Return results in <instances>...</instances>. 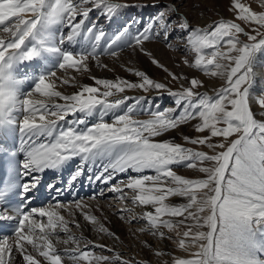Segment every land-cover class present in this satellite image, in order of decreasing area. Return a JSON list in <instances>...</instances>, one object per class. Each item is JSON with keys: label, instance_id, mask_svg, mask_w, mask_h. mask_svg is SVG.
Returning <instances> with one entry per match:
<instances>
[{"label": "snow or ice", "instance_id": "6c2138e0", "mask_svg": "<svg viewBox=\"0 0 264 264\" xmlns=\"http://www.w3.org/2000/svg\"><path fill=\"white\" fill-rule=\"evenodd\" d=\"M89 3L94 8L102 9L109 17L128 6L116 0H80L79 3L74 0H0V33L6 34L0 35V133L18 129L19 150L24 153L18 168L22 170V176L31 177L19 187L22 203L11 209L14 215H7L8 209L0 210V221H16L15 249L19 251L24 264H41L33 254L28 253L26 245H31L48 264L62 262V256L49 239L57 228L68 231L64 217L56 210L61 205L57 203L56 208L49 209L33 207L28 211L25 203L30 200L28 194L38 186L36 173L58 168L74 156H80L83 163L100 160L102 172L96 179H102L104 183L113 180L115 174L129 170L133 173H143L145 170L155 172L151 176L130 175L127 181H121L111 190L121 193V199L126 195L124 188L133 190V204L138 202L152 206L153 211L132 218L147 221V228L138 229L140 232L150 230L155 235L162 226L171 229L172 223L167 219L162 220V216L182 217L179 224L189 220L193 222L183 232V237L188 238L187 242L180 239L179 247L186 251L191 247L196 251L191 253V258L174 259L173 264H264L258 259V254L264 253V243L258 240V236L264 235V95L256 100L251 92L252 66L256 54L264 52V11H253L240 0H231L230 11H234L236 20L244 21L251 31H246L240 23L224 19L200 28L193 27L183 13L173 23L168 14L177 13L179 9L170 4L166 12L159 13V31L153 33L152 29L156 27L153 24L131 34L128 25L108 42L104 49L106 54L116 57L119 42L125 41L134 52L138 50L152 64L167 72L173 81H186L188 86L181 84L179 90L174 91L168 84L157 82L146 72L137 70L134 75L139 78V83L120 78L113 81L93 77L96 86L81 85L79 92L63 95L55 90L56 80L59 79L62 84L70 81L57 77L55 70L45 68L33 77L27 94L21 93V81L13 76L14 66L21 62H30L50 54L58 58L59 69L80 71L83 68L87 71L88 59H97V44L105 35L103 31L95 36L91 51L73 52L60 46L65 40L74 41L80 34L84 18L91 11L85 6ZM261 7L264 8V0H261ZM25 14L30 15L25 18ZM77 16L82 19L77 21ZM65 22L71 30L57 44L49 29L52 25ZM174 27L187 33L190 51L196 54L194 62L190 63L184 58L185 64L205 71L208 70L207 66L214 65L217 71H212L211 75L224 76L220 69L225 65L218 60L229 62L226 83L215 96L209 97L199 92L198 88L202 86L199 79L189 80L186 76L171 72L145 47L146 42L154 37L159 38L161 33L167 42L169 29ZM93 30L90 27L88 32L92 33ZM241 35L247 41L241 39ZM221 42L226 51L219 50ZM204 49L213 51L205 55ZM134 88L145 92L167 90L169 95L175 97L176 107L153 111L152 118L147 120L134 119L133 108L129 107L127 112L115 115L113 123L104 122L105 115L130 99L124 97L110 102L107 98L114 95L112 90L123 93L126 89ZM36 94L49 100L58 97L64 103L33 99ZM254 102L258 103V108L253 107ZM97 107L101 112L100 122L82 130L72 125L86 124L84 119L67 121L69 126L66 129L59 127V122L64 121L68 114L79 112L87 116ZM178 110L179 114L173 115ZM193 120L198 121L194 125L195 131L202 135L196 138L184 136V140L192 145H206L211 154L171 141L154 142L151 139ZM213 137L223 139L214 143ZM41 138L47 142L40 143ZM16 154L12 152L11 156L15 157ZM185 162L188 168L197 167L196 162H199V172L205 174L204 178L187 179L172 170L171 165ZM205 163L208 166H203ZM12 167L16 168L15 162ZM82 171V168L77 170L72 179L75 180ZM54 187L49 185L50 190ZM6 194L7 189L0 190V208ZM170 196L184 197L187 202L171 205L166 203ZM37 215L47 217V223L37 220ZM84 215L87 220H96L87 213ZM101 230H104L102 226ZM159 235L165 234L159 232ZM68 240L79 244L73 236H69ZM12 251V246L0 245V264H6L4 254L7 252L11 255ZM63 252L74 264L89 260V252L80 251L78 247L65 248ZM95 259L109 261L111 258L104 256ZM121 264L128 262L122 261Z\"/></svg>", "mask_w": 264, "mask_h": 264}, {"label": "bare ground", "instance_id": "6f19581e", "mask_svg": "<svg viewBox=\"0 0 264 264\" xmlns=\"http://www.w3.org/2000/svg\"><path fill=\"white\" fill-rule=\"evenodd\" d=\"M132 1L133 2H130L129 0H116V2L128 6L117 11L113 18L103 14L101 9L94 8L91 3L85 5L90 8L91 11L89 12L88 17L84 18V24L81 26L80 34L75 37L74 41L65 40L64 44L60 46L65 50L73 52H80L82 50L91 51L92 44L95 42V36L100 31H103L105 35L97 44V59H88L87 71H84L83 68H81L80 71L74 69H67V71H65L59 69L57 67L58 58L50 54H45L43 58H37L30 62H21L13 68V76L17 80H27L24 85L23 83L19 85L21 93L25 95L27 94V91L32 85L30 82H33V77L45 68L55 70L57 77L68 79L70 81L68 84H62L59 79L56 80L57 86L55 90L60 91L63 95H72L79 92L81 90V85L96 86L93 77L113 81L120 78L139 83V78L134 75V72L137 70L146 72L150 78L157 82L168 84L169 88L172 90L180 89L181 84L188 86L184 80L173 81L171 77L168 76L167 72L152 64L150 59L141 54L138 50L134 52L125 41L119 42L117 49L118 55L116 57L104 52V49L108 46V42L125 26L130 25L129 32L131 34H136L138 31L147 28L149 22H154L156 27L152 29L153 33L159 31V13L166 12L167 6L170 4L177 6L179 9V12L177 13L168 14L171 16L173 23L176 21L177 16L183 13L187 15L193 27L205 28L217 20L216 16H214L215 7L209 5L215 4L224 14L222 19L240 23L242 27H245L246 31H249L250 28L244 21L236 20L235 17H232L231 19L226 18V15L230 14L229 7L225 5L227 0H155V4H152V1L148 2L141 0L140 3H135L136 0ZM74 2L79 3L80 0H74ZM135 5H138V8H135ZM209 15L211 20L207 19ZM80 19H82V17L77 16V21ZM90 27L94 29L92 33L88 32ZM70 30L67 22L52 25L49 29L57 44H59L60 38L62 36L66 37ZM0 35L6 34L0 33ZM245 38L246 37H244L243 40L246 41ZM188 46L187 33H184L178 27L169 29V39L167 42L164 39L163 33H161L159 38L154 37L152 40L145 43V47L153 52L171 72L178 76H186L189 80L197 78L201 82L206 83L203 88H198L199 92L203 93L208 87H210L209 89L213 92L217 91L218 87L223 85L225 78H220V75L212 76L211 74L206 73L198 74L196 68H192L188 64H185L184 58H187L190 63L195 60V56ZM263 63L264 52H258L252 66L254 76L251 92L253 97L258 95L260 92L259 90L264 86V83L261 80ZM103 65H106V67ZM101 90L103 91V89ZM130 90L131 91L117 93L115 92V89H113L112 91L114 92V95L109 96L107 99L109 101H115L117 99L132 96L127 100L130 101L131 98L134 100L135 98L137 99V96L145 98L161 94L159 99L170 104V108H174L171 107L172 102H170V96L165 90L158 91L152 89L147 92L142 91L139 88ZM36 95L48 103L55 102L61 104L63 102V100L58 97L49 100L46 97H41L39 94ZM22 97L23 95H21V98ZM253 107L258 108V105L254 102ZM148 113H151L150 108L144 109L143 107H136L133 109L132 115L133 117H136L137 115L144 116ZM258 113L259 112H257V115H259ZM67 116L69 121H76L79 119H84L86 121V124L72 125L79 130L91 126L93 122L98 123L101 120V116L92 118L91 114L85 116V114L79 112ZM110 116L111 114L107 117H103V121L112 123L111 121L113 117ZM68 126L69 125L66 124L62 126L59 123L60 128L66 129ZM187 130L190 132L189 126L187 127ZM175 134L177 135L178 132ZM180 135L182 134L180 133ZM168 137H170V134L166 135L164 138L167 139ZM39 142L45 143L47 141L44 138H41ZM0 148H10V150L17 153L16 155L20 161H23L24 153L19 150L20 134L18 129L15 132H12V134L7 131L0 133ZM191 149H193V147H191ZM75 163L76 165H74ZM104 163H106V161H104ZM81 168L83 169L82 174L73 180V176H75L77 170ZM45 172L47 174H44ZM101 172L102 162L100 160H97L95 163H83L80 156H74L58 168L46 169L42 173L35 174L39 179L42 176H45L47 179L49 178L51 182L50 185L55 186L50 199L42 207L45 209L56 208L57 203H59L61 207L56 210L64 217L67 223V232L57 228L55 234L49 237L53 246L57 249V252L62 256L61 264H74L73 261L68 259L67 255L64 254L63 249L77 247L80 251L89 252V260L87 261H89L90 264H121L122 261H127L128 264H158L156 260L162 262L160 260L164 257L159 258L158 256H155L157 253L168 252L173 255L176 252V246L178 244L175 241H177L178 238H174L175 240L171 241L162 238L163 236L158 238L157 234L146 235L144 232L138 231V229L147 228V221L145 219H132L133 217H142L144 212L153 211L152 206L147 205L144 207L141 205L143 208H140L138 202L135 206L132 201V196L134 195L133 190L124 188V193L126 195L123 199L120 198L121 193L111 190L114 185L118 184L119 180L120 182L127 181V176H151L155 175V172L152 170H145L143 173H133L129 170V172L126 173H117L114 178L115 182L109 187L108 183H104L102 179H96ZM24 178L25 182L31 180V177L24 176ZM69 185L73 188L67 192L64 187ZM63 196L65 197V204L62 203L64 200ZM183 199L184 197L180 196L174 197V200L177 201H183ZM78 200L80 201L76 202ZM128 209L131 211H128ZM30 210L31 208L29 211ZM85 213L89 216L96 217V220L90 221L85 219ZM121 217L124 218L122 219ZM169 217L170 216H168V218ZM171 217L172 218L170 219L174 221L176 220L177 222L182 219V217ZM35 218L39 220L40 217L37 215ZM39 221L47 223V217H44ZM191 223L193 222L189 220L186 221L185 224H181V226ZM101 226L104 230H101ZM200 230L203 231L206 229ZM38 231L39 230H37V232ZM148 231L150 230H146L145 232ZM149 233H152V231ZM69 236L75 237L79 241V244L72 240H68ZM93 239H95V241ZM178 240H180V238ZM258 240L261 243H264V235L258 236ZM65 241H67V243H65ZM9 243L10 246H12L13 251L11 255L7 252L4 254L3 258L6 264H24L22 256L19 251L15 249V236L1 242L0 245L7 246ZM131 245H133V247ZM26 247L28 253L33 254L39 261H41V264H48L43 257L39 256L38 252H35L32 249L31 245H26ZM184 252L185 251L183 250L182 253ZM258 255L260 260L264 261V253H259ZM104 256L110 257L111 259L109 261H98L95 259V257ZM117 256L120 257L119 260L116 259ZM113 259H116L115 263L111 262ZM164 261H167V259H164Z\"/></svg>", "mask_w": 264, "mask_h": 264}, {"label": "rangeland", "instance_id": "374dc122", "mask_svg": "<svg viewBox=\"0 0 264 264\" xmlns=\"http://www.w3.org/2000/svg\"><path fill=\"white\" fill-rule=\"evenodd\" d=\"M130 2H133L132 0H129ZM140 1L141 0H136L135 1V3H140ZM142 1H152V4H155L156 2H155V0H142ZM240 2L241 3H244L246 6H248V7H250L253 11H257V12H259V11H264V8H262L261 7V0H240ZM209 3H210V1H209ZM210 6L212 5V6H214L215 7V13H214V16H216V18H217V20L216 21H219V20H221L223 17H224V14H223V12L221 11V9L220 8H218V6H216L215 4H209ZM225 5L226 6H228L229 7V9H231V7H232V4H231V0H227L226 2H225ZM135 8H138V5H135ZM102 10V9H101ZM120 10V9H119ZM118 10V11H119ZM103 11V10H102ZM103 14H104V12H102ZM117 13V12H116ZM116 13L114 14V15H112L111 17L113 18V17H115V15H116ZM28 15H30V14H25V18H27L28 17ZM107 16V15H106ZM232 17H236V13L234 12V11H230V14H227L226 15V18H232ZM207 19L208 20H211V18H210V15L207 17ZM154 24V22H149L148 23V25H147V27L149 26V25H153ZM252 27H256L255 25H253ZM249 31H251V28H249ZM252 34H255V33H252ZM242 37V38H241ZM240 38L241 39H244V36H240ZM246 39V41H247V38H245ZM149 42V41H148ZM189 48H190V46H188ZM219 47V50L220 51H226V47H225V45H224V43L223 42H221V44L218 46ZM213 51V49H204L203 50V52H204V54L205 55H208V54H210L211 52ZM193 54H194V56H196V54L193 52ZM233 55H235V53H233ZM218 62L219 63H221L222 65H225V68H223V69H220V71H223L224 73H225V75L224 76H219L220 78H225V81H224V83H223V85L221 86V87H223L224 85H225V83H226V75H227V70H228V68H227V65L229 64V62L227 61V60H218ZM208 67V70L207 71H205L204 69H196V72L199 74H211V72L212 71H217V69H215V67H214V65H209V66H207ZM21 80V79H20ZM261 80L263 81V83H264V63H263V65H262V78H261ZM26 81H24V83H25ZM22 83V82H21ZM24 83H23V85H24ZM31 84L33 83L32 81L30 82ZM201 84H202V86H201V88H203L205 85H206V83H203V82H201ZM221 87H218V89H217V91L221 88ZM210 87H208L207 88V90L206 91H203V93H206L209 97H212V96H215V94H216V92L217 91H211L210 89H209ZM175 90H179V89H174V91ZM125 91H131L130 89H126ZM158 91H160V90H158ZM260 92L258 93V95H255V99L256 100H258L259 99V97L261 96V95H264V86L259 90ZM165 92L167 93V94H169L168 93V91L167 90H165ZM160 96H161V94H158L157 96H150V97H139V96H137V99L135 98V100L134 99H132L131 98V100L130 101H125L124 102V104H121L120 106H119V108H117V109H115V110H113V111H111V112H109L107 115H105L106 117L109 115V114H111V116L110 117H113V119H112V123H113V121H114V117H115V115H120V114H123V113H125V112H127L128 111V108L129 107H132L133 109L134 108H136V107H143L144 109L145 108H147V109H149L150 108V110H151V112H153V111H164L165 109H169L170 108V104H168L166 101H164V100H161V99H159L160 98ZM170 96V102H172V104H171V107H176V105H175V97H173V96H171V95H169ZM129 98L130 97H132V96H128ZM23 98V97H22ZM21 98V99H22ZM33 99H37V100H42V99H40L37 95H35V97H33ZM109 101V100H108ZM138 101V102H137ZM46 103H48L47 101H45ZM110 102H114V101H110ZM64 103V101L61 103V104H63ZM257 105H258V103H256ZM180 110H182V108L180 109ZM71 114V113H70ZM95 114V115H94ZM178 115L179 114V110L176 112V113H173V115ZM259 114V113H258ZM69 115V114H68ZM95 116V117H94ZM96 116H98V117H100L101 116V112H100V108L99 107H97L93 112H92V114H91V117L92 118H96ZM104 116V117H105ZM148 116V117H147ZM67 117L68 116H66V118H65V120L64 121H60L59 123L63 126V125H68V123H66V121H68V119H67ZM20 118H22V117H20ZM49 118H51V117H49ZM134 119H138V120H147V119H151L152 117H151V113H148L147 115H144V116H141V115H137L136 117H133ZM190 122V123H189ZM188 123H186V124H182V125H179L177 128H179V129H171V130H169V131H167V132H165V133H163L162 135H160V136H156V137H152L151 139L154 141V142H162V141H171V142H173V143H176V144H180V145H182L183 147H185V148H191V147H193V150H196V151H204V152H206V153H209V154H211V150L209 149V148H207V146L206 145H192L191 143H188V142H186L185 140H184V136H189V137H191V138H196L197 136H200V135H202V134H200V133H197L196 131H195V127H194V125L196 124V123H198V121H196V120H193V121H189ZM95 122H93V124H94ZM189 126V129H190V132H188V130H187V127ZM218 126H223V125H218ZM193 129V130H192ZM192 130V131H191ZM187 131V132H186ZM178 132V134L176 135L175 133H177ZM180 133L182 134V135H180ZM170 134V137H168L167 139L166 138H164L166 135H169ZM205 134H207V131L205 132ZM172 135H173V137H172ZM222 137H213L212 138V142H220V141H222ZM186 163L187 162H185V163H181V164H174V165H171V168H172V170L177 174V175H180V176H182V177H184V178H187V179H198V178H204V175L205 174H203V173H201V172H199V162H196L197 163V167H195V168H188L187 166H186ZM203 166H208L207 165V163H205V165H203ZM130 175V174H129ZM129 176H127L126 177V179L128 178ZM172 186H175V185H172ZM174 197L175 196H170V197H168V199H167V201H166V203H169V204H171V205H178V204H183V203H186L187 202V200H186V198H184L183 199V201H177V200H174ZM80 200H78V201H76V202H79ZM83 201V200H82ZM72 204V203H71ZM135 206L137 205V203H135L134 204ZM144 207H145V205H143ZM143 206H141V205H139V207L140 208H143ZM192 211H195L194 209H192ZM167 219V220H169L171 223H172V225H173V227L171 228V229H169L168 227H160V229H159V232H162L163 231V233L164 234H166V235H164L163 237L162 236H160L159 235V233H157V237L158 238H164V239H167V240H171V241H173V240H175L176 238H180V239H185L186 240V242H187V240H188V238H185V237H183V232L184 231H186L187 230V225H185V226H181V224H179L176 220L174 221V220H172V219H170V218H172L171 216L168 218V216H162L161 217V219L162 220H164V219ZM176 218V217H175ZM145 223V222H144ZM181 226V227H180ZM184 228H186V229H184ZM162 230V231H161ZM150 231H148V232H145L144 231V233L146 234V235H150V234H152V233H149ZM166 232H168V233H166ZM169 234V235H168ZM175 238V239H174ZM177 239V241H175L178 245L176 246L177 248H176V252L172 255V254H170V253H168V252H160L161 254L160 255H155V256H158L159 258L160 257H164V258H162L160 261H162V262H159V261H157L156 260V262L158 263V264H173V261H174V259H176V258H184V259H187V258H191V253L192 252H195L196 251V249H192L191 247L186 251L185 249H182V248H180L179 247V241L180 240H178ZM94 241H95V239H93ZM9 245H10V243H9ZM132 247H133V245H131ZM185 251L184 253H182V251ZM162 255V256H161ZM157 257V258H158ZM164 259L166 260L167 259V261H164ZM258 259H260V257H259V255H258ZM88 262V263H87ZM112 263H115L116 262V259L114 260H112L111 261ZM74 263V262H73ZM80 264H90V262L89 261H80Z\"/></svg>", "mask_w": 264, "mask_h": 264}]
</instances>
